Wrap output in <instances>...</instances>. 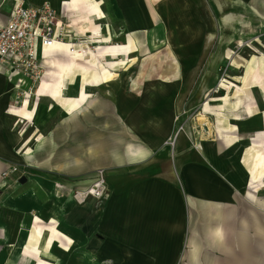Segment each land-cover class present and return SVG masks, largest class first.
I'll use <instances>...</instances> for the list:
<instances>
[{
	"label": "crops",
	"instance_id": "1",
	"mask_svg": "<svg viewBox=\"0 0 264 264\" xmlns=\"http://www.w3.org/2000/svg\"><path fill=\"white\" fill-rule=\"evenodd\" d=\"M48 4L93 50L40 51L31 95L0 69V264H264V0Z\"/></svg>",
	"mask_w": 264,
	"mask_h": 264
},
{
	"label": "built area",
	"instance_id": "2",
	"mask_svg": "<svg viewBox=\"0 0 264 264\" xmlns=\"http://www.w3.org/2000/svg\"><path fill=\"white\" fill-rule=\"evenodd\" d=\"M8 2H11L10 14L6 24L0 27V69L9 76L20 75L28 80L30 84L25 94L31 95L43 79L39 56L43 49L67 47L69 53H81L82 59H88L93 50L91 42H79L70 36V26L48 3L32 7L25 0H0V9ZM169 143L173 144L174 139ZM105 174L104 170L97 171L90 187L74 190L73 202L83 205L90 199L105 198L108 193Z\"/></svg>",
	"mask_w": 264,
	"mask_h": 264
},
{
	"label": "bare ground",
	"instance_id": "3",
	"mask_svg": "<svg viewBox=\"0 0 264 264\" xmlns=\"http://www.w3.org/2000/svg\"><path fill=\"white\" fill-rule=\"evenodd\" d=\"M77 55H79L81 57V53H77ZM259 66L261 68H264V60H262L259 63ZM247 71L248 73H251L253 70V65L250 62L247 66ZM260 70V68H259ZM255 71V70H254ZM252 76V75H251ZM249 79V77H248ZM247 78L244 80V85L246 83V81L248 80ZM243 82V81H242ZM83 83V79L81 77H77L75 82L71 83L68 85L69 89H73L76 88L77 86H81ZM241 84V83H240ZM256 85V84H255ZM249 88V87H248ZM244 89V88H243ZM66 90V89H65ZM68 90V89H67ZM79 90V89H78ZM244 91V90H243ZM75 93V92H74ZM69 95V94H67ZM63 96V95H62ZM79 98V97H78ZM60 99V98H59ZM61 100V99H60ZM59 102V101H58ZM65 102V100H64ZM60 105L62 102H59ZM65 109V108H64ZM59 112V111H58ZM258 114V113H257ZM249 168L251 170V181H252V186H254V184H258L256 185V187L258 188L261 184H263V179H264V155H260L259 153H256L255 155L252 156V158L249 161ZM42 184V183H41ZM14 247V246H13Z\"/></svg>",
	"mask_w": 264,
	"mask_h": 264
},
{
	"label": "rangeland",
	"instance_id": "4",
	"mask_svg": "<svg viewBox=\"0 0 264 264\" xmlns=\"http://www.w3.org/2000/svg\"><path fill=\"white\" fill-rule=\"evenodd\" d=\"M29 1H30V0H29ZM41 3H50V0H43ZM248 45H249V43H248ZM243 47H245V46H243ZM229 68H230V65H229V66L222 67V68H221V73H222V74H226ZM237 69L240 70V69H241L240 66H239V68L237 67ZM218 92H219V90H218ZM26 94H27V93H26ZM22 95H24V92H23V93H20V96H21V97H22ZM218 95H221V94H218ZM55 124H56L55 120L51 121L49 124L45 125V129H44L43 131H44V132H47L50 128H52L53 126H55ZM32 129H34V125H33V123H30V125H28V126L24 125V127H22L21 131L23 132V135H24L25 133H27V135H29V134L31 133ZM31 135H33V134H31ZM31 135L29 136L30 139H31V141H29V143L34 142V139H33L34 137L31 138ZM260 155H263V154H260ZM96 173H97V172H96ZM95 175H96V174H95ZM93 179H94V178H93ZM252 187L254 188V190L257 189V187H256L255 184H254V186H252ZM259 187H260V186H259ZM257 190H259V189H257ZM251 192H252V191H251ZM253 195H254V194H253Z\"/></svg>",
	"mask_w": 264,
	"mask_h": 264
},
{
	"label": "water",
	"instance_id": "5",
	"mask_svg": "<svg viewBox=\"0 0 264 264\" xmlns=\"http://www.w3.org/2000/svg\"><path fill=\"white\" fill-rule=\"evenodd\" d=\"M25 181H26L25 178H22L21 181H20V183L23 184V183H25Z\"/></svg>",
	"mask_w": 264,
	"mask_h": 264
}]
</instances>
